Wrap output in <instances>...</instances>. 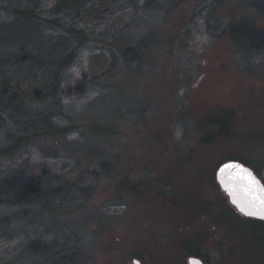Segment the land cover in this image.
Masks as SVG:
<instances>
[{
    "label": "rangeland",
    "instance_id": "374dc122",
    "mask_svg": "<svg viewBox=\"0 0 264 264\" xmlns=\"http://www.w3.org/2000/svg\"><path fill=\"white\" fill-rule=\"evenodd\" d=\"M210 1L169 2L163 17L139 14L122 39L150 37L159 43L158 61L132 76L116 60L108 74L64 99L56 122L70 131L0 158V174L24 169L36 176L44 167L55 193L72 189L60 202L49 198L47 212L25 233L0 235V264H28L23 247L35 233L45 243L69 239L79 264H188L189 253L203 264H264V228L236 215L215 180L227 160L264 177V75L244 67L223 33L244 17L264 31V16L230 1L216 5L222 30L211 36L202 12L193 14ZM110 43L96 40L69 70L71 79L102 71ZM254 61L264 64V55ZM107 81L118 85L101 89ZM215 108L235 113L233 136L202 144L195 132L205 133L197 128ZM133 113L141 117L128 118Z\"/></svg>",
    "mask_w": 264,
    "mask_h": 264
},
{
    "label": "trees",
    "instance_id": "16d2710c",
    "mask_svg": "<svg viewBox=\"0 0 264 264\" xmlns=\"http://www.w3.org/2000/svg\"><path fill=\"white\" fill-rule=\"evenodd\" d=\"M182 1L0 0V158L13 157L25 145L70 131L71 125L56 122L63 116L64 99L81 94L87 84H93L94 78L108 74L116 60L132 76L141 75L144 70L140 68H148L157 62L154 51L159 43L145 35L139 42H133L128 36L122 39L123 32L139 14L156 11L163 17L169 14V2L177 5ZM228 1L264 16V0H212L193 13L202 12V23L209 35L214 36L222 30L213 7ZM223 33L233 44L244 67L249 71H261L264 75V64L254 61L264 55V31L244 17L226 24ZM102 39L111 42L102 71L95 75L83 72L76 81L71 79V67L83 53L91 50L96 40ZM117 85L107 81L101 89ZM117 96L108 94L106 97L112 100ZM101 98L106 100L103 96ZM92 103H97V99ZM214 111V117L206 118L205 123L197 128L205 133L195 132L202 144L233 136L230 134L236 122L235 113L224 108H215ZM138 117L141 115L135 113L128 116ZM90 150L96 157L100 154L94 148ZM48 180L44 167L36 176L24 169L0 174V235L5 234L10 239L25 233L39 220V212H47L45 204L49 198L56 197L58 199L55 198L54 202H60L59 196L72 190L67 186L55 193ZM261 180L264 182V177ZM234 213L264 228L263 220ZM35 235H26L23 247L28 264H79L76 249L71 244L68 246L66 237L61 235L60 239L52 240L53 243H45L39 237L40 233ZM12 263L14 260L10 259L3 264Z\"/></svg>",
    "mask_w": 264,
    "mask_h": 264
},
{
    "label": "water",
    "instance_id": "95a60500",
    "mask_svg": "<svg viewBox=\"0 0 264 264\" xmlns=\"http://www.w3.org/2000/svg\"><path fill=\"white\" fill-rule=\"evenodd\" d=\"M230 163L239 164L243 169H246L248 172H250L256 183L249 185L248 180L245 178L246 173H242L240 169H229L225 170L224 173H221L220 170L224 167V165ZM215 180L220 189L227 195L229 203L234 207L236 212L247 218H254L264 221V206L260 204V200L264 199V182L249 166L238 160H227L217 167L215 172ZM249 187L251 188V191L247 190ZM234 200L236 202H234ZM240 203L245 204V211H241L239 206ZM248 211L255 212L256 214L249 215L247 214ZM187 262L188 264H203L202 260L195 256H189Z\"/></svg>",
    "mask_w": 264,
    "mask_h": 264
},
{
    "label": "snow or ice",
    "instance_id": "6c2138e0",
    "mask_svg": "<svg viewBox=\"0 0 264 264\" xmlns=\"http://www.w3.org/2000/svg\"><path fill=\"white\" fill-rule=\"evenodd\" d=\"M229 169H240V171H241L242 173H246L245 178L248 180L249 185H252V184H255V183H256V181H255L254 178L252 177V174H251L250 172H248L246 169H243L239 164H235V163L226 164V165H224V167H223L220 171H221V173H224L225 170H229ZM247 190H248V191H251V188L249 187ZM254 199H255V198H254ZM234 202H236V201L234 200ZM260 204H261L262 206H264V199H261V200H260ZM239 206H240V208H241V211H245V210H246V206H245V204L240 203ZM247 214H249V215H255L256 213H255V212H252V211H248Z\"/></svg>",
    "mask_w": 264,
    "mask_h": 264
}]
</instances>
